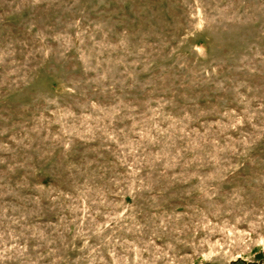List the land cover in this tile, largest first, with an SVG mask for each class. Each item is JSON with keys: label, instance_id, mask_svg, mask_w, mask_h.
<instances>
[{"label": "rangeland", "instance_id": "1", "mask_svg": "<svg viewBox=\"0 0 264 264\" xmlns=\"http://www.w3.org/2000/svg\"><path fill=\"white\" fill-rule=\"evenodd\" d=\"M0 264H264V0H0Z\"/></svg>", "mask_w": 264, "mask_h": 264}]
</instances>
